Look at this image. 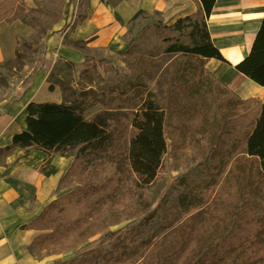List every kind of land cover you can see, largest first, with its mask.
<instances>
[{
	"label": "trees",
	"instance_id": "1",
	"mask_svg": "<svg viewBox=\"0 0 264 264\" xmlns=\"http://www.w3.org/2000/svg\"><path fill=\"white\" fill-rule=\"evenodd\" d=\"M194 1L198 9L173 22L158 21L136 34L133 26L128 29L122 55L130 72L101 60L114 79L106 90L26 107L27 129L14 134L13 145L62 155L77 148L68 174L81 177L79 186L50 201L35 220L45 230L35 237L36 247L85 251L65 264H103L105 255L118 256L114 245L123 238L126 250L134 243L149 247L136 264H264V103L241 97L210 71L209 59L226 61L208 26L216 0ZM35 3L30 8L26 0H1L0 22L38 27L42 19L34 13L48 10L44 2ZM144 13L138 11L131 23ZM166 55L174 58L163 95L157 96L150 74ZM236 69L264 86V17ZM118 100L136 108L106 117L84 115L91 105L113 109ZM167 137L178 157L194 155L198 162L142 220L109 230L147 208ZM198 207L199 217L193 214ZM174 217L185 219L170 232H159L170 228Z\"/></svg>",
	"mask_w": 264,
	"mask_h": 264
},
{
	"label": "crops",
	"instance_id": "2",
	"mask_svg": "<svg viewBox=\"0 0 264 264\" xmlns=\"http://www.w3.org/2000/svg\"><path fill=\"white\" fill-rule=\"evenodd\" d=\"M80 8L83 17L78 20ZM197 9L194 0H68L65 18L40 44L42 60L24 64L19 73L16 67L6 70L5 66L18 58L21 38L30 37L34 29L19 20L0 22V264H63L71 252H39L34 239L43 230L29 224L50 201L75 186V181H64L75 152L62 155L39 146L13 145L14 134L27 129L30 102H66L45 92L51 66L59 59L79 71L97 58L120 57L128 47V27L140 10L173 22ZM263 17L264 0H216L208 26L226 61L211 58L207 66L241 97H257L264 103V86L236 69L251 51ZM24 72L25 78L32 74V86L23 91L15 80Z\"/></svg>",
	"mask_w": 264,
	"mask_h": 264
},
{
	"label": "rangeland",
	"instance_id": "3",
	"mask_svg": "<svg viewBox=\"0 0 264 264\" xmlns=\"http://www.w3.org/2000/svg\"><path fill=\"white\" fill-rule=\"evenodd\" d=\"M1 2V0H0ZM44 2L47 6L46 13H34V16L40 17L42 19V23L39 24L38 27H34L30 25L34 29V33L28 38H21V43L18 46V58L13 62V64H9L5 66L6 70H12L14 67L17 68L15 73H19L24 69V64L30 63L34 64V61L37 59L42 60V44L44 37L49 36L52 31H54L55 27L58 26L66 15V7L68 5V0H44L38 1ZM85 2V1H84ZM30 8H36V3L34 1L29 0V3L26 2ZM84 3L81 5L83 8ZM77 18L80 20L83 17L82 9L80 8L77 12ZM75 15L73 11L71 16ZM70 17V16H69ZM156 16H152L150 14H142L137 20L130 23L128 29L133 26L134 33H138L143 27L153 24L158 21H162L159 19H155ZM164 22V21H162ZM127 35V34H126ZM127 38V37H126ZM129 39H127L128 41ZM129 43V41H128ZM173 55H166L162 57L158 62V67L154 69V71L150 74L151 87L155 90L157 96L163 95V86L166 83V76L168 72L169 62L173 59ZM107 59L105 57H100L94 60L89 66L82 67L79 71L76 69L73 63L64 62L62 60H57L52 66L51 70L48 73L47 82L45 84V92L50 94L54 99L62 97V99L66 102L74 101L76 95L81 94V92L86 90H106L108 88L107 83L109 81H113V77H110V73L106 72V67L101 60ZM110 60V59H109ZM112 65L118 69L121 73H129V67L124 62L123 55L117 57L114 60H110ZM78 68V67H77ZM3 69V68H2ZM25 72L21 73V79H16V87H20L23 91L26 90L30 85L32 86V74L29 77L25 78ZM1 81V80H0ZM118 85L117 82H115ZM52 94V95H51ZM136 108L135 104L125 105L120 100L112 107H106L105 105H91L88 107L84 115L87 118H94L98 115L108 116L110 114L116 115L118 113H124L127 109ZM72 152H77V148L73 149ZM75 155V154H74ZM198 162V159L192 155L186 158H180L175 153V147L173 144V139L167 137V150L164 155V161L159 170V175L157 180L154 183V187L152 189L150 200L148 201L147 208L140 213V215L128 219L122 222L119 225L112 226L109 230L115 231L119 228H125L128 224H136L140 220H142L147 214H149L154 207L157 206L159 201L163 199L167 194H169L174 186L178 185V179L191 167H193ZM76 182L75 186L69 191L71 192L74 188L79 186L81 182V177L76 174H66L64 181ZM69 192L65 193L68 194ZM63 194V195H65ZM62 196V195H61ZM209 196V193L205 194V197ZM202 208L198 207V209L193 211V214L199 217L201 215ZM189 216V215H188ZM185 219V217H174L170 218L171 227L168 229H162L159 232L166 233L171 230L177 228L181 222ZM35 227L43 230V222L39 221L38 223H33ZM45 232V230H43ZM103 232H99L92 236L90 241L97 240ZM130 240V239H129ZM130 242V241H128ZM127 241L125 238L120 239L114 246L119 247V254L116 257H111L113 259H109L106 255L103 257V264H136L138 262V257L144 256L149 247L144 244L134 243L133 250H126ZM36 247V246H35ZM120 247L123 250H120ZM77 248L63 250L61 252H68L64 260L61 262L65 264L69 260L73 259L76 256L82 255L85 251ZM36 249L41 252L42 250L51 251L53 253H61L54 252L52 248H42L36 247ZM143 262H146L144 260ZM142 263V260H141Z\"/></svg>",
	"mask_w": 264,
	"mask_h": 264
}]
</instances>
